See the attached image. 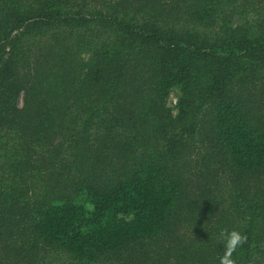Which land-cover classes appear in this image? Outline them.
I'll use <instances>...</instances> for the list:
<instances>
[{
  "label": "trees",
  "instance_id": "trees-1",
  "mask_svg": "<svg viewBox=\"0 0 264 264\" xmlns=\"http://www.w3.org/2000/svg\"><path fill=\"white\" fill-rule=\"evenodd\" d=\"M223 230L264 264V0H0V264H219Z\"/></svg>",
  "mask_w": 264,
  "mask_h": 264
},
{
  "label": "clouds",
  "instance_id": "clouds-1",
  "mask_svg": "<svg viewBox=\"0 0 264 264\" xmlns=\"http://www.w3.org/2000/svg\"><path fill=\"white\" fill-rule=\"evenodd\" d=\"M224 253L219 257V264H235L232 259L233 253L241 244L244 243L246 237L237 230H223L221 233Z\"/></svg>",
  "mask_w": 264,
  "mask_h": 264
},
{
  "label": "rangeland",
  "instance_id": "rangeland-1",
  "mask_svg": "<svg viewBox=\"0 0 264 264\" xmlns=\"http://www.w3.org/2000/svg\"><path fill=\"white\" fill-rule=\"evenodd\" d=\"M180 95L179 90L175 89L171 92V95L168 99V106L173 110L174 114H176V104L178 102V97ZM22 102V101H21Z\"/></svg>",
  "mask_w": 264,
  "mask_h": 264
}]
</instances>
